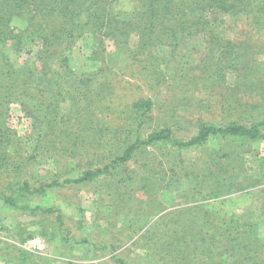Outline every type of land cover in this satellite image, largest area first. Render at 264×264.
<instances>
[{
    "label": "trees",
    "instance_id": "trees-1",
    "mask_svg": "<svg viewBox=\"0 0 264 264\" xmlns=\"http://www.w3.org/2000/svg\"><path fill=\"white\" fill-rule=\"evenodd\" d=\"M195 36L202 46L188 49L192 56L182 68L178 53ZM77 42L88 50L85 59L98 63L95 69L71 64ZM125 75L153 91L163 86L178 94L118 105L110 95ZM216 87L225 91L214 102L195 96ZM181 101L200 112L214 108L221 119L189 120L195 132L180 135L175 110ZM153 109L161 111L160 123L144 133ZM22 116L30 133L39 132L30 151L19 137ZM263 128L264 0H0V201L30 213L57 210L37 231L48 242L105 248L72 233L58 207L33 200L47 187H82L100 176L107 182L103 192L116 199L113 206L104 193L98 209L113 206L114 216L138 220L162 210L157 193L163 189L187 203L162 213L150 233L133 240L150 263L264 264V238L257 234L264 224V157L259 178L246 174L242 158L251 152L259 161L245 145L264 138ZM197 147L201 156L183 157L182 149ZM93 149L89 164L97 165L74 176L39 181L30 168L38 156L57 155L76 159L78 168ZM257 183H263L254 193L259 212L210 206ZM16 255L4 264H78L21 248ZM111 260L144 264L117 254Z\"/></svg>",
    "mask_w": 264,
    "mask_h": 264
},
{
    "label": "rangeland",
    "instance_id": "rangeland-1",
    "mask_svg": "<svg viewBox=\"0 0 264 264\" xmlns=\"http://www.w3.org/2000/svg\"><path fill=\"white\" fill-rule=\"evenodd\" d=\"M186 44L188 48H185L178 53V59L182 64V68L188 64L187 62H190V58L192 56V53H190L188 49L202 46V37L195 36L189 38ZM87 53L88 50H86L84 47H81L80 42H77L72 51V60L70 61L71 64L77 69H85L86 71L95 69L98 66V63L85 59V55ZM169 71H171V69H169ZM170 73L173 74L174 72L171 71ZM119 80H116L118 83L110 95L112 102L118 105L129 104L139 97H152L153 99L157 100L160 99L159 97L168 95V93L178 94L170 90V88L166 89L163 86H160L158 91H153L148 88L147 85L144 84L143 80L139 77L125 75L123 77H119ZM211 89V94L209 96L204 92L195 94V96L203 99L210 97L209 99L214 102L215 95L219 96L218 94H222L225 91L224 89H218L217 87ZM221 90H223V92H221ZM112 105L114 106V104ZM189 105L190 104L183 103L182 101L179 102V104H176V117L177 120H181L180 124L183 127L180 135L188 136L195 132V129L189 124V120L193 121L197 118L210 120L213 118V115L217 119L221 117L218 112L215 113L214 108L212 110L210 108V112L206 110L200 112L198 109H195V107ZM170 106V104L167 105V107ZM96 111L98 112V110ZM165 111L168 113L171 112L170 109L167 110V108ZM159 112L161 111H158V109H153L148 113V117L151 119L147 120L143 125L142 130L144 133L150 132L156 125L160 123H157V117L160 116ZM21 113H18L17 115L20 116L22 115ZM99 114L100 112H98V116L100 117L101 114ZM179 115H181V118ZM21 118L23 122L21 121L17 126L19 137L30 151L36 143V137L39 132L34 131L33 133H30V120L25 119L23 116ZM262 132L264 133V128L262 129ZM206 146L219 148V145L213 146L210 143H207ZM228 147L229 144L224 146V148ZM245 147L255 150L259 156V161H257L254 160L251 152L242 153L246 174L254 178H259L260 172L257 163L262 160V157H264V138L255 140L251 142V144L245 145ZM201 149V147L191 149L185 148L181 150V153L184 158L194 160L201 156ZM93 152L94 149L88 154L84 153L80 167L78 168L76 165V159L73 160L67 156L59 157L60 155L57 154L56 159H52L49 156H38L37 161L30 168L34 178L39 181H49V179H52L53 177L64 178L67 176H74L87 167L93 168L97 165L89 164V161L95 158H92L94 156V154L91 155ZM88 158L89 160L87 163ZM97 178V180H92L82 187L77 185L47 187L45 195H39L37 198H33V200L35 203H40L44 206L51 205L58 207L62 214L63 221H65L66 225L71 228L72 233L80 236L90 237L93 239V241L96 240L98 243H101V245H104L105 248L93 249V247L88 244H85V246H82L81 244H74L72 249V246L69 247L68 245H64L59 240L48 242L46 238L41 237L37 231L41 228V224L44 223V216L48 217L46 222L52 219L55 220L56 214L58 213L57 210H54L53 213H30L28 211H21L20 209L11 208L0 201V223L3 225L2 228L0 227V264H4L5 259L12 256L13 260L15 258L17 259V255H14L18 253V248L24 249L20 244L32 239H38L45 244L42 252L33 253L52 257L53 259L62 261L72 260L78 264H115L111 260V256L112 254H117L119 256H125L127 259L141 261L144 264H153V262L150 263L148 260H145L146 257L143 256L141 249L133 247V240L137 236H140L142 232L150 233L152 231L150 225L162 213L186 205L187 203L184 201L178 202V197L175 196L174 191L170 189H163L157 193V198L161 201L162 210H156L150 215L141 216L138 220H136L134 215L130 217L124 216L123 212H120L118 215L114 216L113 211L115 209L113 206L116 196H112L113 194H108V197L107 193H105L107 191L105 184L107 183L106 180L104 181V179H102L100 176ZM257 185L258 186L250 187L247 190L235 191L221 195L215 200L216 202L210 204V206L216 205L219 208H224L228 211H233L238 214L249 208L255 210L254 212H259L257 207H260V200L254 193L260 186L263 185V183H257ZM132 190L134 191V189ZM129 191L132 194L130 189ZM104 193L107 196L104 199H106V201H108L113 206L105 205L102 207V209H98V203L96 199L99 197H104ZM141 199H143V197H141ZM210 201L212 200L210 199ZM100 210L106 215L110 216L104 218ZM98 211L99 214H97ZM129 219L133 222H130ZM132 223H134V225H139V227L132 226V228L130 226L133 225ZM140 226L142 227L140 228ZM257 234L264 238V224L258 228Z\"/></svg>",
    "mask_w": 264,
    "mask_h": 264
},
{
    "label": "built area",
    "instance_id": "built-area-1",
    "mask_svg": "<svg viewBox=\"0 0 264 264\" xmlns=\"http://www.w3.org/2000/svg\"><path fill=\"white\" fill-rule=\"evenodd\" d=\"M20 245L22 248L31 252H42L45 246V244L38 239L28 240L25 243H21Z\"/></svg>",
    "mask_w": 264,
    "mask_h": 264
}]
</instances>
